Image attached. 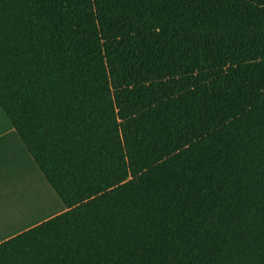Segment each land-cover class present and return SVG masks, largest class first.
<instances>
[{"label": "trees", "instance_id": "16d2710c", "mask_svg": "<svg viewBox=\"0 0 264 264\" xmlns=\"http://www.w3.org/2000/svg\"><path fill=\"white\" fill-rule=\"evenodd\" d=\"M0 107L66 209L0 264H264V0H0Z\"/></svg>", "mask_w": 264, "mask_h": 264}, {"label": "crops", "instance_id": "0c3cea01", "mask_svg": "<svg viewBox=\"0 0 264 264\" xmlns=\"http://www.w3.org/2000/svg\"><path fill=\"white\" fill-rule=\"evenodd\" d=\"M3 125V132L2 130L0 131V169H4L6 172L8 170H11V168H13L11 175L9 176L8 174L5 175H0V199L1 198H5L4 196L8 195V191L5 190L6 188L10 187H5V185H1L3 182H8L10 181V179L14 178V176L16 175V179L15 182L18 178V176L21 174L20 169L18 167L15 166V159L16 156L19 155L23 158V161L25 163H28L29 166L34 169L35 172L38 173V175L40 176V178L42 179V181H46L45 183H47V187L50 190V193L53 195V201L55 202L56 207L50 210L45 211V217L40 219L39 221H37L36 223H33L32 225L25 227L24 229H20L19 231H16L15 233H10L9 235H6V237L0 235V244L2 242H5L37 225H39L42 222H45L61 213H63L66 209L64 204L62 203V201L59 199V197L57 196V194L55 193V191L52 189V187L49 185V183L47 182V180L45 179V177L43 176V174L41 173V171L39 170L38 166L36 165L35 161L33 160V158L31 157V155L29 154L27 148L25 147L24 143L22 142V140L20 139V137L18 136V134L16 133V131L14 130L13 126L11 125L9 119L7 118V116L4 114L3 110L0 107V126ZM21 155H20V154ZM14 174V175H13ZM2 177V178H1ZM7 186V185H6ZM17 190L18 194L19 192H23V190H18V189H14ZM49 193V192H48ZM33 194H35L33 191H31V193L29 195H27L29 197L28 202L32 205V207L35 209V212H38L39 208L41 207L40 205H38V198L37 196H34ZM33 195V196H30ZM40 200V199H39ZM61 201V202H60ZM61 203L63 205H61ZM38 206V207H37ZM50 206V204H47V206L45 205V209H48ZM43 208V209H44ZM54 209H58V211L53 212ZM8 208L7 206H2L0 205V212L1 213H6L8 212ZM41 211V210H39Z\"/></svg>", "mask_w": 264, "mask_h": 264}, {"label": "bare ground", "instance_id": "6f19581e", "mask_svg": "<svg viewBox=\"0 0 264 264\" xmlns=\"http://www.w3.org/2000/svg\"><path fill=\"white\" fill-rule=\"evenodd\" d=\"M2 128L3 132V125L0 126ZM4 133V132H3ZM15 166L20 169V174L16 182L13 183V186L10 187V189H24L25 192L27 193V186L26 183H24V180H30L32 181L36 187L39 190V196H40V201L42 203H45L47 200H49V195L48 189L42 179L40 180V177L38 174L32 169L28 163H25L23 161V158L19 155L16 156L15 159ZM13 168L11 170H8L7 172L4 169L0 170V175H5L8 174L9 176L11 175ZM14 175V174H13ZM11 193V192H10ZM3 199V198H1ZM24 202V201H23ZM14 204L13 209H10V211L6 213H0V232L9 235L10 233H14L18 231L19 229L31 225L34 223V221H37L36 219H33L32 217L34 214V209L32 207H29L28 205L24 203H11ZM26 221V222H25Z\"/></svg>", "mask_w": 264, "mask_h": 264}, {"label": "rangeland", "instance_id": "374dc122", "mask_svg": "<svg viewBox=\"0 0 264 264\" xmlns=\"http://www.w3.org/2000/svg\"><path fill=\"white\" fill-rule=\"evenodd\" d=\"M2 130V128H0V131ZM20 154V153H19ZM21 155V154H20ZM29 165V164H28ZM1 170V169H0ZM36 171V170H35ZM37 173V172H36ZM38 174V173H37ZM39 176V175H38ZM40 177V176H39ZM2 178V177H1ZM15 179H16V175L14 176V178H12V179H10V181H8V182H3L1 185H5V187H11V186H13V183L15 182ZM40 180H41V178H40ZM44 182V184L46 185V187L48 186L47 185V183H45L46 181H43ZM24 183H26V186H27V190H28V192L26 193L25 192V190L24 189H18V190H23L24 191V193L23 192H19L18 194H16L17 193V190H14V189H9V188H6L5 190H7L9 193H8V195L7 196H4L5 198H3V199H0V205H2V206H7V208L9 209L8 211H10V209H13V205L14 204H11V203H15V202H17V203H24V204H26V205H28L29 207H32V205L28 202V200H29V197L27 196V195H29L30 193H31V191H33L35 194H33L34 196H37V198H38V205H42L41 207H38L39 208V210H41V211H39L38 210V212H35V209L32 207V209H34V215L32 216V217H30V219L31 218H33V219H36L37 221H39L40 219H42V218H44L45 217V211H47V210H50V209H53V208H55L56 207V205H55V202L53 201V195L50 193V190L48 189V187H47V189H48V191H49V193H50V195H49V200H47L45 203H42L39 199H40V196H39V190H38V188L36 187V185L32 182V181H30V180H24ZM7 185V186H6ZM11 192V193H10ZM33 195H30V196H33ZM24 201V202H23ZM61 202V201H60ZM47 204H50V206H49V208L48 209H45L44 207H45V205L47 206ZM61 205H63L62 203H61ZM44 208V209H43ZM56 211H58V209H54L53 210V212H56ZM1 213V212H0ZM3 214V213H2ZM37 221H34V223H36ZM26 222V221H25ZM33 224V223H32ZM31 224V225H32ZM28 226H30V225H27V226H25V227H28ZM25 227H23V228H21V229H24ZM20 230V229H19ZM18 230V231H19ZM15 233V232H14ZM0 235H2V236H4V237H6V235L5 234H3V233H1L0 232Z\"/></svg>", "mask_w": 264, "mask_h": 264}, {"label": "snow or ice", "instance_id": "6c2138e0", "mask_svg": "<svg viewBox=\"0 0 264 264\" xmlns=\"http://www.w3.org/2000/svg\"><path fill=\"white\" fill-rule=\"evenodd\" d=\"M117 111L119 112L120 110L117 109ZM119 123H120V127L122 128L124 126V122L123 121H120Z\"/></svg>", "mask_w": 264, "mask_h": 264}]
</instances>
